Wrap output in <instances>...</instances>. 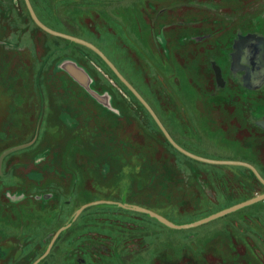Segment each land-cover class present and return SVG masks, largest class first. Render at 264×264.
I'll list each match as a JSON object with an SVG mask.
<instances>
[{"label":"rangeland","instance_id":"obj_1","mask_svg":"<svg viewBox=\"0 0 264 264\" xmlns=\"http://www.w3.org/2000/svg\"><path fill=\"white\" fill-rule=\"evenodd\" d=\"M31 2L100 48L182 147L264 176V93L223 76L236 35L264 31V0ZM263 193L244 167L174 149L97 54L0 0V264H35L71 223L37 264H264V201L182 229L102 204L73 221L108 200L191 224Z\"/></svg>","mask_w":264,"mask_h":264},{"label":"water","instance_id":"obj_2","mask_svg":"<svg viewBox=\"0 0 264 264\" xmlns=\"http://www.w3.org/2000/svg\"><path fill=\"white\" fill-rule=\"evenodd\" d=\"M25 4L28 8V11L30 13V16L32 18V20L34 21V23L40 28L42 29L44 32L55 36V37H60L69 41H72L74 43H77L79 45H82L90 50H92L94 53H96L107 65L108 67L114 72V74L120 79V81L135 95V97L141 102V104L146 108V110L150 113V115L152 116V118L154 119V121L156 122V124L158 125V127L161 129V131L163 132L164 136L166 137V139L169 141V143L180 153L194 159L200 162H204L207 164H212V165H223V166H239V167H245L250 169L255 176L258 178V180L264 185V176L260 173V171L257 169L256 166H254L253 164L246 162V161H241V160H217V159H211V158H207V157H203L200 155H197L189 150H187L186 148L182 147L171 135V133L169 132V130L166 128V126L164 125V123L162 122V120L160 119V117L158 116V114L155 112V110L152 108V106L148 103V101L142 96V94L133 86L132 83H130L125 76L120 72V70L116 67V65L108 58V56L100 49L98 48L96 45H94L93 43L80 38V37H76L70 34H66L57 30L52 29L51 27H49L48 25H46L38 16L31 0H24ZM22 147H18V148H14L11 149L9 151H7L2 159L9 153L14 152L15 150H18ZM264 201V193L260 194L256 197H253L249 200L240 202L238 204H235L231 207H228L225 210H222L218 213H215L213 215H210L204 219H201L199 221L193 222L191 224H175L173 222H171L170 220H168L166 217L160 215L159 213L141 207V206H136V205H125L121 202H116V201H108V200H102V201H97V202H93V203H89L86 204L84 206H82L77 212L76 215L73 219V221H75V219L78 217V215H80L82 213L83 210H85L86 208L90 207V206H94V205H101V204H107V205H115L127 210H131V211H135V212H139L142 214H147L150 215L156 219H158L159 221H161L162 223H164L165 225L171 227V228H176V229H182V228H189V227H193V226H198V225H202L208 221L214 220L218 217H222L225 216L229 213L241 210L243 208H246L248 206H251L253 204H256L258 202ZM71 224H69L68 226H64L62 227L57 234L55 235V237L53 238L52 242L49 245V248L47 250V252L35 263L37 264L40 260H42L51 250L54 242L56 241V239L59 237V235L61 234V232H63L64 230H66L69 226H71Z\"/></svg>","mask_w":264,"mask_h":264},{"label":"crops","instance_id":"obj_3","mask_svg":"<svg viewBox=\"0 0 264 264\" xmlns=\"http://www.w3.org/2000/svg\"><path fill=\"white\" fill-rule=\"evenodd\" d=\"M229 67L236 85L249 90L264 89V32L238 34L232 43Z\"/></svg>","mask_w":264,"mask_h":264},{"label":"trees","instance_id":"obj_4","mask_svg":"<svg viewBox=\"0 0 264 264\" xmlns=\"http://www.w3.org/2000/svg\"><path fill=\"white\" fill-rule=\"evenodd\" d=\"M42 30V29H41ZM69 41V40H68ZM72 42V41H71ZM77 44V43H76ZM79 45V44H78ZM82 46V45H81ZM92 51V50H91ZM96 54V53H95ZM103 61V60H102ZM104 62V61H103ZM105 63V62H104ZM106 64V63H105ZM107 65V64H106ZM108 66V65H107ZM117 77V76H116ZM118 78V77H117ZM119 79V78H118ZM120 80V79H119ZM121 82V81H120ZM125 86V85H124ZM126 87V86H125ZM127 88V87H126ZM128 89V88H127ZM129 90V89H128ZM129 92L135 97V95L129 90ZM136 98V97H135ZM137 99V98H136ZM138 100V99H137ZM139 101V100H138ZM140 102V101H139ZM141 103V102H140ZM143 106V105H142ZM144 107V106H143ZM145 108V107H144ZM146 109V108H145ZM149 113V112H148ZM150 114V113H149ZM152 117V116H151ZM154 120V119H153ZM155 122V121H154ZM156 123V122H155ZM157 125V124H156ZM158 126V125H157ZM159 128V127H158ZM159 130H160V132L163 134V132L161 131V129L159 128ZM163 136H164V134H163ZM165 137V136H164ZM165 139H166V137H165ZM167 140V139H166ZM168 141V140H167ZM168 143H169V141H168ZM170 144V143H169ZM171 145V144H170ZM172 146V145H171ZM173 147V146H172ZM175 149V148H174ZM245 168V167H244ZM245 169H247V170H249L253 175H254V177L256 178V180L262 185V186H264L259 180H258V178L255 176V174L250 170V169H248V168H245ZM251 198H253V197H251ZM251 198H249V199H251ZM249 199H246V200H249ZM245 200V201H246ZM243 202V201H242ZM102 205H106V206H108V207H116V208H118V206H115V205H107V204H102Z\"/></svg>","mask_w":264,"mask_h":264},{"label":"flooded vegetation","instance_id":"obj_5","mask_svg":"<svg viewBox=\"0 0 264 264\" xmlns=\"http://www.w3.org/2000/svg\"><path fill=\"white\" fill-rule=\"evenodd\" d=\"M260 31H262V32H264L263 30H260ZM240 34V33H239ZM237 36V35H236ZM232 51V50H231ZM230 54H231V52H230ZM230 54H229V65H230ZM229 67V66H228ZM223 74V73H222ZM223 76L224 77H226L225 78V80L226 79H232V71H231V69H230V67H229V69H228V77L225 75V74H223ZM242 88V87H241ZM242 89H245V88H242ZM246 90H249V89H246ZM251 93H253V94H260V95H262L261 93H264V89H262V90H260V91H258V90H249ZM263 117V116H262ZM258 169V168H257ZM259 170V169H258ZM260 171V170H259ZM261 173V172H260ZM262 174V173H261Z\"/></svg>","mask_w":264,"mask_h":264}]
</instances>
